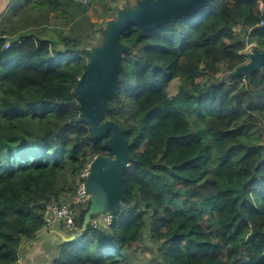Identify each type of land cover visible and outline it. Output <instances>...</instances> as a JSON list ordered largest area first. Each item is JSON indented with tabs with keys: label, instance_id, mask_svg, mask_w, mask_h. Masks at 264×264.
Wrapping results in <instances>:
<instances>
[{
	"label": "trees",
	"instance_id": "16d2710c",
	"mask_svg": "<svg viewBox=\"0 0 264 264\" xmlns=\"http://www.w3.org/2000/svg\"><path fill=\"white\" fill-rule=\"evenodd\" d=\"M102 1L24 0L28 26L73 20L58 38L30 32L5 48L11 32L0 31V264H16L89 160L114 156L104 145L111 130L91 138L77 123V82L119 10L105 2L114 15L94 22L89 5ZM263 18L258 0H207L175 22L122 34L130 49L106 119L130 143L125 199L111 225L90 223L63 241L53 264H139L148 226L158 264H264V64L252 80L231 77L248 43L264 50ZM89 207L74 205L79 228Z\"/></svg>",
	"mask_w": 264,
	"mask_h": 264
},
{
	"label": "water",
	"instance_id": "95a60500",
	"mask_svg": "<svg viewBox=\"0 0 264 264\" xmlns=\"http://www.w3.org/2000/svg\"><path fill=\"white\" fill-rule=\"evenodd\" d=\"M207 0H139L136 6L118 10L116 18L109 19L103 30V41L92 48L87 69L79 78L75 95L80 103V117L77 123L90 127L91 138H97L107 131L112 136L105 147L114 154L98 156L92 164L86 180L91 194L90 207L85 214L81 232L70 230L68 240L81 235L96 215L119 209L125 199V170L131 160L130 143L120 126L106 119L109 98L115 94L120 75L124 72L123 55L130 47L121 41L122 34L131 26L143 31L158 28L165 23L175 22L183 16L201 10ZM116 2L113 5L116 6ZM264 31V25L259 26ZM264 64V50L253 48L248 53V62L238 67L231 77L246 74L252 80L253 74Z\"/></svg>",
	"mask_w": 264,
	"mask_h": 264
},
{
	"label": "crops",
	"instance_id": "0c3cea01",
	"mask_svg": "<svg viewBox=\"0 0 264 264\" xmlns=\"http://www.w3.org/2000/svg\"><path fill=\"white\" fill-rule=\"evenodd\" d=\"M23 1L0 0V31L7 28L11 34L5 36L11 39L28 34L31 30L28 24H24L20 20L19 8ZM36 33L41 37H50L44 31ZM70 236V230L61 223L41 229L34 239H25L22 242L16 264H53L59 256L61 243L68 240Z\"/></svg>",
	"mask_w": 264,
	"mask_h": 264
},
{
	"label": "rangeland",
	"instance_id": "374dc122",
	"mask_svg": "<svg viewBox=\"0 0 264 264\" xmlns=\"http://www.w3.org/2000/svg\"><path fill=\"white\" fill-rule=\"evenodd\" d=\"M81 1L84 2V0H81ZM108 1H110V0H104V2L102 1L101 3H98V4L94 3L92 5H89L90 6L89 7V13L91 14V19L94 22L101 23L104 20L111 18L110 16L114 15V10H111V9L107 10V13H105V10H104L105 4L104 3L108 2ZM138 1L139 0H115L114 2L119 3L118 5L116 4V6L118 7V9H120V7L121 6L123 7L124 5L136 6ZM87 3L88 2H86L85 4H87ZM32 13L33 12L30 11L28 13H24L23 15H20L21 22H23L24 24H28L26 22V20L33 19ZM74 25L75 24L73 23V20H70V21L67 19L57 20V19H53L52 16H48V17L45 16L42 19V21H40V23L38 25L29 26V27L32 30V31L30 30V32L36 33V32L44 31V32H46V34L58 38L59 34H58V30H56V28H60V29H63L65 31H69V30H71V28ZM256 35L258 36V34H256ZM245 37H246L245 39L247 41L248 37L247 36H245ZM255 44H257V43H255ZM180 85H181V81L179 79L173 80L169 86V89H168L169 95L170 96L175 95L179 91ZM77 185H78V183H77ZM76 190H77V186H76ZM74 197H75V194H73V195L69 194L64 199L65 200L64 202L70 203L71 201H73ZM154 259H157L158 261L157 260L155 261ZM136 262L139 264H158L159 262H161L159 254H158L157 246L151 240L150 233H149V226L144 230L143 239L141 241V246L137 249Z\"/></svg>",
	"mask_w": 264,
	"mask_h": 264
},
{
	"label": "built area",
	"instance_id": "2783aa9c",
	"mask_svg": "<svg viewBox=\"0 0 264 264\" xmlns=\"http://www.w3.org/2000/svg\"><path fill=\"white\" fill-rule=\"evenodd\" d=\"M260 3V11L264 16V0H258ZM87 0H84L86 3ZM264 25V18L260 22L259 26ZM6 43L5 48H9L12 45V41L10 38L5 36ZM256 46L255 43H248L246 46V51L250 52ZM248 76L244 74L243 81H247ZM98 156L95 155L91 160H89L83 169L80 172L79 182L77 185V190L75 193V197L73 201L70 203L62 202V203H54L50 207V212L47 217L44 228H48L55 223L63 224L69 230H82L77 226L76 218L78 217V212L74 209V205L82 206L86 205L91 200V194L87 190L86 180L90 175L93 161ZM113 211L103 212L101 214L96 215V217L90 222L93 226H100L102 224L109 226L112 224L114 220Z\"/></svg>",
	"mask_w": 264,
	"mask_h": 264
}]
</instances>
